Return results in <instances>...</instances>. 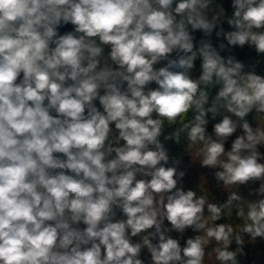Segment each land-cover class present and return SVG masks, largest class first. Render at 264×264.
<instances>
[{
    "label": "clouds",
    "instance_id": "obj_1",
    "mask_svg": "<svg viewBox=\"0 0 264 264\" xmlns=\"http://www.w3.org/2000/svg\"><path fill=\"white\" fill-rule=\"evenodd\" d=\"M262 67L264 0H0V264H264Z\"/></svg>",
    "mask_w": 264,
    "mask_h": 264
},
{
    "label": "trees",
    "instance_id": "obj_2",
    "mask_svg": "<svg viewBox=\"0 0 264 264\" xmlns=\"http://www.w3.org/2000/svg\"><path fill=\"white\" fill-rule=\"evenodd\" d=\"M227 6V5H226ZM234 54L239 58V59H242L244 61H251L254 57V53H250L249 50L247 48L241 50V49H234ZM261 70H264V67H262ZM249 119H251V117H249ZM168 147H170L172 149V153L173 154H176L178 152H181L182 151V148L180 147H177L175 146L174 144H172L171 142L168 143L167 145ZM185 163H188V158L185 157ZM192 175V172L191 174L188 176L190 177ZM187 177V178H188ZM186 178V180H187ZM215 184V181L210 177L209 178V185H214ZM196 188V187H195ZM212 191L217 195V198L218 199H222L223 197L221 196V194L213 187L212 188Z\"/></svg>",
    "mask_w": 264,
    "mask_h": 264
},
{
    "label": "rangeland",
    "instance_id": "obj_3",
    "mask_svg": "<svg viewBox=\"0 0 264 264\" xmlns=\"http://www.w3.org/2000/svg\"><path fill=\"white\" fill-rule=\"evenodd\" d=\"M194 162H196V161H194ZM191 172H192V175L190 177H188L187 180L185 181L186 187L195 188L197 186V184L199 183V176H200L201 185L203 186L206 183V178L202 174L203 172H207L206 169L202 170L197 165L191 169ZM210 177L211 176L207 177L208 181H209ZM206 264H215L214 254H213V257L211 259H209L206 256Z\"/></svg>",
    "mask_w": 264,
    "mask_h": 264
}]
</instances>
